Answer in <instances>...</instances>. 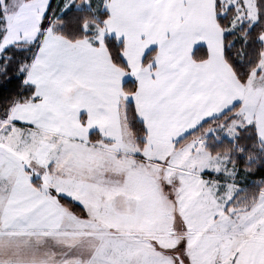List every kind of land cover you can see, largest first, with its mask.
Listing matches in <instances>:
<instances>
[{"label":"snow or ice","instance_id":"1","mask_svg":"<svg viewBox=\"0 0 264 264\" xmlns=\"http://www.w3.org/2000/svg\"><path fill=\"white\" fill-rule=\"evenodd\" d=\"M0 264H264V0H0Z\"/></svg>","mask_w":264,"mask_h":264}]
</instances>
